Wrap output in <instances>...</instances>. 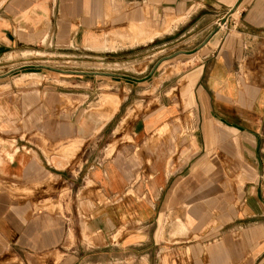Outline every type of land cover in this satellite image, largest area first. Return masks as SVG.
<instances>
[{"label": "crops", "instance_id": "1", "mask_svg": "<svg viewBox=\"0 0 264 264\" xmlns=\"http://www.w3.org/2000/svg\"><path fill=\"white\" fill-rule=\"evenodd\" d=\"M181 84L192 126L168 101L100 144ZM0 264H264V0H0Z\"/></svg>", "mask_w": 264, "mask_h": 264}, {"label": "rangeland", "instance_id": "2", "mask_svg": "<svg viewBox=\"0 0 264 264\" xmlns=\"http://www.w3.org/2000/svg\"><path fill=\"white\" fill-rule=\"evenodd\" d=\"M53 4H55V2L50 3V9L52 8ZM227 18L228 17L226 16L223 20L217 21L219 27L225 25ZM180 20H183V18H178L177 22ZM157 21H158V17L143 19V20H140L139 22L132 20L127 23V26L121 27L119 32H112V33L108 32L107 36L109 37V41H110L108 49L119 52L116 55H121L123 58L126 57V55H133V53L132 54L129 53L130 50L128 51L125 50V48H127L126 46L147 42L150 38H152V35H155V34H150V33L149 34L139 33L138 31H136V27H137V30L140 31L139 27L142 28V26L149 25L152 23H157ZM204 23L210 25L211 21L210 19L206 18V20H204ZM38 36L40 37V34H38ZM51 36L52 34L47 33L41 36V40L39 37L36 38L34 41L35 45H33V47H38L39 45H36V44H41V42H42V45L40 46H44L46 43H50ZM150 47L151 45H148L147 47L139 48V51H140L139 55L145 56V57L151 56V54L154 52ZM182 57L186 58V57H189V55L188 56L182 55ZM190 59L186 58L184 60H180V59L176 60L177 63L175 65L174 64L170 65L169 63H166V62L165 63L160 62L157 66H155L153 72H156V74L169 73V72L170 73H173V72L181 73L184 70H186L188 67L194 66V60L189 62ZM112 67L118 68L119 65H112ZM122 67H126L129 70V73L131 71L137 70L135 62L133 60L131 61L129 60L128 64L122 65ZM168 101L171 102V104L177 110L175 112V117L172 119H175L178 122L183 121V122L189 123V125L191 124V126L194 124V121H196V117L192 111V108L194 106V99H193V96H191L181 84L179 88H176L174 93L171 92V95L166 98L151 97V96L130 97L128 101V108H127V113H126V116L128 117L126 120V124L120 130H119L120 127H118L116 130V134L107 132L105 136L103 137L100 144L102 145L106 140H109L115 137H120L121 134L125 138L129 137L128 131L130 129V125L132 121H134L135 119L139 117L150 115L155 109H158L161 106V103L166 104ZM177 125H180V123H178ZM189 130L190 129L188 128H180V129L172 130L173 133L169 132L168 135L170 138H173V139L175 138V140L178 142L179 137L184 136V134L189 132ZM98 137L99 136H95L94 139L97 141ZM95 140H94L95 142L94 148L98 150L100 149L98 147L99 142L96 143ZM93 157L94 159L95 157L96 159L99 158L100 153L94 154Z\"/></svg>", "mask_w": 264, "mask_h": 264}, {"label": "bare ground", "instance_id": "3", "mask_svg": "<svg viewBox=\"0 0 264 264\" xmlns=\"http://www.w3.org/2000/svg\"><path fill=\"white\" fill-rule=\"evenodd\" d=\"M183 187V186H182ZM179 190V189H178ZM194 196H196V195H194ZM182 218V217H181ZM172 219V218H171ZM181 222V221H180ZM178 223H179V221H178ZM182 226V225H181ZM180 226V227H181ZM169 228V227H168ZM178 228V227H177ZM184 229V231H185V228H183ZM179 230V229H178ZM181 231V230H180ZM181 233H184L183 231H181Z\"/></svg>", "mask_w": 264, "mask_h": 264}]
</instances>
